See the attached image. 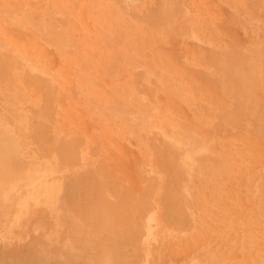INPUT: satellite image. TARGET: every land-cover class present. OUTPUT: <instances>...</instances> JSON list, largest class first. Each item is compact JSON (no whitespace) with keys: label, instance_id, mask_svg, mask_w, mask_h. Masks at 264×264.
<instances>
[{"label":"rangeland","instance_id":"obj_1","mask_svg":"<svg viewBox=\"0 0 264 264\" xmlns=\"http://www.w3.org/2000/svg\"><path fill=\"white\" fill-rule=\"evenodd\" d=\"M104 220L115 264H264V0H0V264Z\"/></svg>","mask_w":264,"mask_h":264},{"label":"bare ground","instance_id":"obj_2","mask_svg":"<svg viewBox=\"0 0 264 264\" xmlns=\"http://www.w3.org/2000/svg\"><path fill=\"white\" fill-rule=\"evenodd\" d=\"M116 195H117V194H116ZM120 196H121V195H120ZM89 197H90V196H89ZM117 197H118V195H117ZM90 198H91V197H90ZM106 199H107V198H106ZM118 199H119V198H118ZM122 199H124V198H122ZM125 199H126V198H125ZM125 199H124V200H125ZM159 200H160V199H159ZM95 201H96V200H95ZM125 202H126V201H125ZM128 202H129V201H128ZM99 203H100V202H99ZM107 203H108V202H107ZM111 203H112V202H111ZM111 203H110V201H109V204H111ZM117 203H118V202H117ZM122 203H123V202H122ZM129 203H130V202H129ZM162 203H163V201H162ZM100 204H102V203H100ZM120 204H121V203H120ZM124 204H125V203H124ZM124 204H122L121 206L123 207ZM126 204H127V203H126ZM130 204H131V203H130ZM92 205H93V204H92ZM118 205H119V204H118ZM94 206H95V205H94ZM99 206H100V205H98V207H99ZM101 206H102V205H101ZM110 206H111V205H110ZM121 206H120V207H121ZM127 206H128V205H127ZM131 206H132V204H131ZM105 207H106V206H105ZM107 207H109V205H108ZM133 208H134V206H133ZM90 209H91V208H90ZM92 209H93V208H92ZM95 209H96V208H95ZM103 209H104V208H103ZM103 209H102V210H103ZM123 209H124V208H122V210H123ZM228 209H229V208H228ZM104 210H105V209H104ZM104 210H103V211H104ZM97 211H98V209L95 210V211L93 210V212H96V213H97ZM91 212H92V211H91ZM93 212L90 214L89 209L86 211V213H88L87 215H90L89 217H92L91 215H95L94 217H95L96 219H99L101 214H100L99 216H97L98 213L95 214V213H93ZM98 212L103 214V212H100V211H98ZM114 212H115V211H114ZM114 212H113V213H114ZM140 212H142V211H140ZM86 213L84 212L85 215H86ZM120 214H121V213H120ZM140 215H141V214H140ZM102 216H103V215H101V217H102ZM104 216H106V215H104ZM112 216H113V215H112ZM115 216H116V215H115ZM121 217H123V216H121ZM136 217H137V216H136ZM127 218H128V217H127ZM131 218H132V217H130L129 219H131ZM85 219H86V218H85ZM106 221H108V220H104V221H102L103 224H101V225L99 224V225L97 226V228H99V227L102 226V225H103L102 227H104V226H105L104 224H107V223H105ZM123 221H124V220H123ZM85 222H88L89 225H90V222H91V221L86 220ZM93 222H95V221H93ZM108 222H111V221H108ZM124 222L127 223V224H125V225H128V221H127V220H125ZM134 222H137V221L135 220V221H133V223H134ZM113 223H117V224H118V222H113ZM92 224H94V223H92ZM122 224H123V223H122ZM122 224H121V226H122ZM129 224H130V221H129ZM107 225H108L107 227L109 228V224H107ZM110 225H111L110 227L113 226L114 229H113V228H109V230L107 229V231H110V230H111V231H110V232H107V231H106L107 233L104 232L105 234H107L106 237L109 235V233H111L110 235H112L113 233L116 234V232H117V234L119 233V232L117 231V230H119V228L117 227L118 225H116V224H114V225L110 224ZM125 225L123 224L122 227L125 228L124 231L126 232L127 230H126V226H125ZM81 226H82L83 230L85 231V229L87 228V226H86L85 224H81ZM133 226H134V224H133ZM135 226H136V225H135ZM122 227H120V230L123 232V230H122L123 228H122ZM94 229H95V228H94ZM100 229H102V228H100ZM112 229H113L114 231H116V232H112V231H113ZM115 229H116V230H115ZM122 232H120V236H121V234H123ZM88 235H89V234H86V235L83 234V236L81 237V241H80V242L83 243V242L87 241V244H88V251H90L91 256H93V260H94L96 263L99 264V262H101L99 259H101V258H104L106 262H109V261L111 260L110 262H113V264H115L114 262H116V261L118 262V261H119L118 258H115V259H118V260H113V259H112L113 256L110 255L109 252H112V251H113L114 254H118V253L123 249V247H122V246L124 245L123 242H122V244H120L122 248H118V249H116V248H117V246H116L117 243L120 242V240H119L117 237H120V236L116 235V236H117L116 239H118V240H114V241L111 240V238H112L113 235L110 236V237H109V236L107 237V241L110 239L109 241H111V242L113 241L112 243L115 242V243H114L115 245H113V246H116V247H115V249H114V248H110V247H112V246L106 244V243H109V242H105V243H104V241H102V240H99V241L95 242V240H94V239H95L94 235L89 236V237H88ZM123 236H124V235H123ZM87 237H88V238H87ZM106 237H105V238H106ZM113 237H114V238H112V239H115V236H113ZM105 238H103V239L105 240ZM108 238H109V239H108ZM120 238H121V237H120ZM78 239H79V238H78ZM121 239H123V238H121ZM79 240H80V239H79ZM84 240H85V241H84ZM116 241H117V242H116ZM105 244H106L107 246H109V248H110L109 250H110V251L105 249V248H106V245H105ZM118 244H119V243H118ZM232 246H234V245H232ZM119 247H120V246H119ZM79 248H82V246H81L80 244H79ZM111 249H114V250H111ZM117 252H118V253H117ZM121 253H122V252H121ZM82 254H83V252H80V250H79V254H77V255L74 254V255L71 257V259L69 260L70 262H66L65 264H82L81 259H83L84 262L88 261V260H87V259H88V256L83 255V257H81ZM111 256H112V257H111ZM110 257H111V258H110ZM120 257H121V255H120ZM107 258L110 259V260L107 261V260H106ZM94 261H93V262H94ZM106 262H104V263H106ZM110 262H109L108 264H112V263H110ZM104 263H103V264H104Z\"/></svg>","mask_w":264,"mask_h":264}]
</instances>
